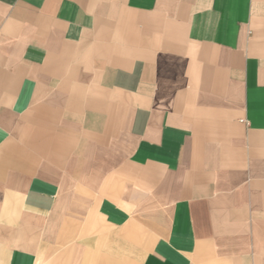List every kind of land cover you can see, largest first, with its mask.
Here are the masks:
<instances>
[{
	"label": "crops",
	"instance_id": "crops-1",
	"mask_svg": "<svg viewBox=\"0 0 264 264\" xmlns=\"http://www.w3.org/2000/svg\"><path fill=\"white\" fill-rule=\"evenodd\" d=\"M0 264H264V0H0Z\"/></svg>",
	"mask_w": 264,
	"mask_h": 264
}]
</instances>
